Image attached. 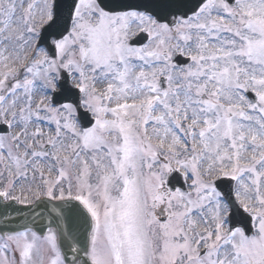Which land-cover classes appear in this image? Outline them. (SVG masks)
<instances>
[{
    "label": "snow or ice",
    "instance_id": "obj_1",
    "mask_svg": "<svg viewBox=\"0 0 264 264\" xmlns=\"http://www.w3.org/2000/svg\"><path fill=\"white\" fill-rule=\"evenodd\" d=\"M0 264H264V0H0Z\"/></svg>",
    "mask_w": 264,
    "mask_h": 264
},
{
    "label": "water",
    "instance_id": "obj_2",
    "mask_svg": "<svg viewBox=\"0 0 264 264\" xmlns=\"http://www.w3.org/2000/svg\"><path fill=\"white\" fill-rule=\"evenodd\" d=\"M46 222V221H45ZM11 227H16L17 226V224H12V225H10Z\"/></svg>",
    "mask_w": 264,
    "mask_h": 264
}]
</instances>
